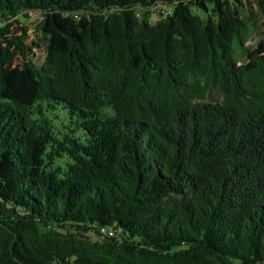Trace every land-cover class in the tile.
<instances>
[{
  "label": "trees",
  "instance_id": "trees-1",
  "mask_svg": "<svg viewBox=\"0 0 264 264\" xmlns=\"http://www.w3.org/2000/svg\"><path fill=\"white\" fill-rule=\"evenodd\" d=\"M253 14L0 0V264H264V43L235 54Z\"/></svg>",
  "mask_w": 264,
  "mask_h": 264
},
{
  "label": "rangeland",
  "instance_id": "rangeland-1",
  "mask_svg": "<svg viewBox=\"0 0 264 264\" xmlns=\"http://www.w3.org/2000/svg\"><path fill=\"white\" fill-rule=\"evenodd\" d=\"M246 6L250 9L251 12H253V15H250L252 18V22L248 23V29L245 33V43L242 48L239 46H236V56L240 61H244L245 59V52L246 50H255L260 43H264V17L261 15V13L258 11V6L254 3V0H245ZM171 13L170 9L168 8H162L159 10H153L151 21L157 22L160 19H163L168 13ZM156 13V14H155ZM19 19L26 22L29 26L28 33L30 35V39L37 40L41 44L39 49H35V57L34 62L39 66L45 59V51H44V40L40 37V35H37V27L40 23L41 17L38 14L30 13L26 16H19ZM222 93L221 92H214L211 93V95L207 96V98L204 100L205 102H210L214 104L215 102H220L222 100ZM49 117L52 120V125L54 127V130L56 133H68L67 128H72V124H70L69 116L66 113L62 112H55L53 114H50ZM59 136V134H58ZM60 138V136H59ZM60 164H62L63 161H59Z\"/></svg>",
  "mask_w": 264,
  "mask_h": 264
},
{
  "label": "built area",
  "instance_id": "built-area-1",
  "mask_svg": "<svg viewBox=\"0 0 264 264\" xmlns=\"http://www.w3.org/2000/svg\"><path fill=\"white\" fill-rule=\"evenodd\" d=\"M162 8H167V7H158L156 8L155 10H159V9H162ZM169 9V8H168ZM154 10V9H153ZM154 14V13H153ZM156 14V13H155Z\"/></svg>",
  "mask_w": 264,
  "mask_h": 264
}]
</instances>
